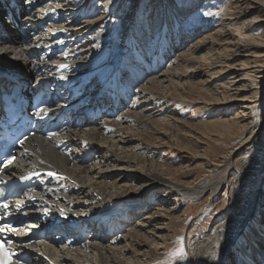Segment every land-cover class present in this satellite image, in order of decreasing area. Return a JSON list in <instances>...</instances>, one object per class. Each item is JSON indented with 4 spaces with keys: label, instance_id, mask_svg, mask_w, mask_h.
Returning a JSON list of instances; mask_svg holds the SVG:
<instances>
[{
    "label": "rangeland",
    "instance_id": "obj_1",
    "mask_svg": "<svg viewBox=\"0 0 264 264\" xmlns=\"http://www.w3.org/2000/svg\"><path fill=\"white\" fill-rule=\"evenodd\" d=\"M89 1L92 0L54 2L61 8L65 2H72L74 6L67 7L70 10L64 12V18H72L73 9L83 7ZM111 1L95 0L98 6L96 14L75 22L77 29L83 28L79 39H64L62 34L59 36V40L69 42L67 46L69 53L74 50L82 51L83 57L88 56L87 59H90L95 51L101 49V44L108 40L112 43L111 48L119 51V57L122 58L120 59H124L118 62L122 66L121 71H126L129 68V61L134 60L138 64L142 54L148 55L151 60L156 54V59L160 58L158 54L161 48L158 47L161 46L163 36L167 39L166 43L171 44L176 40L180 47L172 49L171 59L162 68L165 76H161L159 80L166 78L160 86L162 91L158 92L151 87L152 82L150 85L149 80L153 79L152 76L136 80V85L131 83V89H134L133 96L137 99H130L123 105L118 114L121 117L117 120L123 121L124 115L132 114L135 105L137 112L134 111V115L138 114V111L140 115L124 125L122 123L124 134L105 135L113 137L110 140L113 141L114 152L121 155V158L124 156L123 159L128 160L134 156L140 158L142 155L148 160H153L160 164L158 167L157 164L154 165L156 168L153 169L170 178V182L163 185L150 182L151 185H147L148 193L144 196L146 197L144 203H148V208L139 213L136 210L137 213L134 212L130 216L133 217L131 221L126 219L128 225L109 238L110 242L121 239L118 245L111 244L107 247H118L122 251L113 253L111 250L110 254L106 255L109 262L105 260L101 263L251 264V260L256 256L264 255V227L257 225L256 237L253 233L248 237V223H245L239 230L241 239L237 241L238 243L236 238L230 237V230L236 225L233 220L240 215L238 210L240 206L241 210H249V217H257L259 222L264 223V205L256 202L258 198L264 201V63L261 66L263 68H258L257 72H254L253 67L248 68L250 74L247 76L244 75L247 70H241V77L232 71L230 75L224 77L214 73L221 70V67H224L222 70L226 69L225 62L222 61L228 57L234 59L233 63L238 68L240 66L238 64L243 61L251 62L253 57L260 53L261 49L258 48L261 47L250 45L249 42L264 45V17L254 11L253 16L256 13L258 15L256 23L251 24L245 29L244 35H241V51H234L235 47L229 44L221 46L222 40H217L213 35L224 27L227 30L234 28L236 19L233 13H239L234 7V0H114L111 4L115 10L110 11L107 10L106 4ZM49 2L37 8L39 14L36 13V16L47 15V12L52 14V10L48 8ZM82 9L86 11L89 7L85 6ZM85 20L95 23L87 26ZM61 22L63 20L58 24ZM127 23L128 26L125 27L124 24ZM45 29L47 37L56 36L53 28ZM234 33L238 35L236 29ZM136 46L139 48L136 49ZM141 48L145 51L135 53ZM207 51H211L210 56L206 55ZM245 53H249L250 56H245ZM204 55L210 58L207 61L197 60ZM162 59L164 60L163 57ZM257 59L260 60L261 57ZM124 75L122 81L127 79L126 73ZM205 80H211V84L206 85L203 82ZM224 82L222 86L221 83ZM238 89L240 93L237 92ZM107 119L113 120L111 117ZM98 122L96 126L85 129L102 128L103 121ZM155 123L160 126L156 127ZM128 126L131 127V131L127 132ZM126 139L136 142L130 143L132 145L129 146ZM105 146L104 149H111L107 144ZM105 154L102 153L103 156L99 154V160L103 158L100 161L97 159L100 165L108 162L105 161L107 158ZM94 163L93 160L82 164L91 167ZM130 163L112 165L111 169L103 167L106 171L103 172L102 178L109 186L120 178H124V182L127 181L129 193L126 194V198L124 197L126 200L122 201H125V204L128 202L126 205L129 206L132 202L133 205L134 203L137 205V199H140L138 196L142 192L141 187L146 184L128 173L122 177L118 176L121 172L118 171L120 165L129 168L134 166ZM136 167L140 170L145 167L144 169L148 170L150 165L139 164ZM92 176L94 174H91ZM118 185L121 186L119 182ZM212 186L215 191L209 189ZM186 187H194L197 190L207 188L208 191L197 193L195 190V194L188 193ZM112 191L115 189L108 188L107 192L102 191L97 199L103 202ZM80 198L83 200L82 196ZM121 202L115 204L120 210L125 207ZM99 203L90 205L93 207L92 210L94 206L101 204ZM128 209L129 207L126 208ZM153 219L157 220L152 223ZM126 220L120 219L123 223H126ZM146 221H151V226ZM141 224L147 225L143 226L145 231L141 233L139 240H136L133 233L140 229L138 226ZM106 244L108 242L104 245ZM181 247L187 253L183 259L173 255ZM93 264H100V260L98 262L96 258Z\"/></svg>",
    "mask_w": 264,
    "mask_h": 264
},
{
    "label": "bare ground",
    "instance_id": "obj_2",
    "mask_svg": "<svg viewBox=\"0 0 264 264\" xmlns=\"http://www.w3.org/2000/svg\"><path fill=\"white\" fill-rule=\"evenodd\" d=\"M48 1H50L48 3V8L52 10V14H49V12H47L48 13L47 15L36 16V13L39 14L38 13L39 10L37 8L42 7L43 5L45 6V4H47ZM54 1L56 0H29V1L24 0L22 2L23 6H27L28 4L30 5L28 7L29 16L26 19V22H24L22 25L27 29L26 34L24 36L25 39H21V40L17 39L16 34H13L12 41L10 42L0 41V74H6L8 72H16V73L26 72L29 75L31 74L37 76L42 80L50 79L57 86H63L62 89L67 93L66 99H70L71 105H75L78 102H83L84 106L82 107L83 109H87L86 112H88V109L93 105L102 107L109 114L108 116L113 118V120L111 121L105 119L102 122L104 123V126L102 128L96 127L95 129L93 128L85 129L92 126H96L95 124L99 123L98 121L95 122L96 120L94 119L89 123L86 122L88 124H86L80 129H76V131L61 132L55 136L46 138V140H39L38 138L35 137L31 138L27 140L23 145L21 151V155H22L21 162L17 168L20 170L37 169V170L47 171V175L44 178V181L45 182L50 181V184H48V186H46L43 189L42 193L35 194V197L39 198V200H37V205H43L44 210L49 209L52 212V215H54L56 219L60 221H65V217H69L72 215H77V217H81L83 215L96 214L95 220L97 221V223H99L101 220L102 225L109 226L105 228V230L103 231L104 233H107V236L106 234L103 233L101 237L103 236L104 238L102 239L98 238L94 242L88 241V242L76 243L72 248L56 249L53 246H49V247L44 246L46 248H43L44 249L43 252L46 256H42L40 258L43 261V264H73V263L93 264L96 258L98 259V262L100 260V264H103L101 262L109 258V257L107 258L106 255L110 254L111 250L113 251V253H116V251L121 250L118 247H107L108 245L111 244L118 245V243H120L121 241V239H119L110 242L109 240L110 235H108V231L115 226V223L118 220L120 219L124 220L127 218L131 220L133 218L130 216L131 214L136 212V210L139 213L145 211L148 208L147 206L148 203L147 202L144 203L146 199V197L144 196L148 193V191H146V187L147 185L150 184V182L162 184V185L170 182V178L164 177L161 173L153 169L160 166V164H157V162L153 160H148L142 155L140 158L136 156H134L133 158H129L128 160L126 158L127 160L126 161L123 159L124 156L123 158H121L120 157L121 155L114 152L113 149L114 144L113 141L110 140L113 137H108V136L105 137V135L124 134L123 132L124 123H127L130 119L131 120L137 119L138 115H140V111H138L139 112L138 114L134 115V111L137 112L135 105L132 114L124 115L125 118L124 120L122 119L123 121H121L120 119L117 120L118 118L121 117V115H118L121 107L115 106L116 102H114L109 106L105 104L103 100H105L107 94L115 96L114 100H117L118 92H121L120 98L128 97L127 98L128 101L130 99H137L133 96L134 89L133 88L131 89V86H129V84L134 83V85H136L137 84L136 80L149 76H152L153 78V79L150 78L151 80H149L150 85L152 82L151 87L157 90L158 92L162 91V88L160 86H162V84L166 81V78L159 80L161 76H165V72L163 73L162 68L171 59L170 54L173 52L172 49L174 50L178 49L177 47H180V43H178L176 40H174L171 44L166 43L167 39L163 36V39L161 40V46L158 47L161 48V51L158 54L160 58L156 59L157 58V54H156V56H154L155 59L153 58L151 60L148 57V55L145 56L144 54H142L138 59V64L134 62V60L129 61L128 70L121 71L122 66L118 62L123 61L124 59L121 60L122 59L121 56L119 57L120 55L119 51H115L116 49L111 48L110 46L112 45L111 41L107 40L104 43H102L101 46L99 45L101 49L95 51L93 53V57H91L90 59H87L88 56L83 57L84 52L82 51L74 50L73 48L74 51L70 52L71 53L70 54L69 50H67V46L69 42L67 43V41H65L64 39H70V38L79 39V34L81 32V29L83 28L77 29L75 27L77 25L75 24V22L80 21L81 18L84 19L89 18L96 14L98 6L97 3H95V0L89 1L87 5L83 6L84 8L85 6L89 7V10L87 9L86 11H84L85 9H82L83 7H80L78 9L72 8L73 9V13L71 12L72 18L69 17L64 18L65 15L64 12L70 10L67 7L71 8L74 6L72 2H68V3L65 2V4L63 5L64 7L62 6L64 8L63 9L60 6H58ZM113 1L114 0H112L109 4H106V6H108L107 10L109 9L110 11L115 10V8L111 4L113 3ZM234 1H235V6H234L235 9L239 10V13L236 12L233 13L234 18L236 19V24L234 28L232 30L228 28L229 30H227L224 29L226 28L224 27L223 29H220L219 31H217V33H214L213 35H215L217 40H222L220 42L221 46L226 44L227 46L230 45L233 48L235 47L234 51H241L240 50L241 35H244L245 29L250 27L251 24L256 23L255 19L258 18L257 13L259 14V16L264 17V0H234ZM76 3L78 5V1ZM254 11L257 13L256 15L253 16ZM62 20L63 22H61V24H58ZM67 20H69V22H67ZM85 21L88 23L87 26H90L95 23V22H91V20L88 21L85 20ZM124 26L125 27L128 26V23L124 24ZM45 27L53 28V31L56 33V36L47 37L46 34L47 30L44 29ZM235 29L237 30L238 35L234 33ZM108 33H110V31H108ZM61 34L64 37L63 40L58 39ZM72 36H76V37H72ZM249 40L252 41L251 39ZM249 43L250 45L253 44V46L256 45L258 47H261L258 48L261 49L259 50L260 53L254 57L252 56L253 59L251 60V62L243 61L240 64H238L240 66L237 68L233 63L234 59L228 57L227 59H224V61H222L225 62L226 69L222 70L224 67H221V70L217 71L214 74L224 77L230 75V72L232 71V72H236L238 74V77H241V70L244 71L250 67H253L254 72H257L258 68L263 66L262 63H264V45L257 44L256 42H252V43L249 42ZM137 48H139V46H136V49ZM144 51L145 49L141 48L140 50H137L135 53L137 52L142 53ZM168 51H169V55H168ZM246 51L248 50H244V52ZM210 54L211 51H207L206 55L210 56ZM206 55H204L205 57L201 56L197 60L201 61V59H203L207 61L210 57L207 58ZM244 55L250 56L249 53L247 54L245 53ZM162 57L164 58V60L162 59ZM257 57H261V59L258 60ZM258 62H261V64H258ZM134 72H136V74L133 75ZM122 73L123 75H121ZM125 73H126L125 78L127 79L126 81H124L125 79L122 81V78L125 76L124 75ZM249 74L250 71L247 70L245 71L244 75L247 76ZM96 80H99V82ZM203 82L206 83V85L211 84V80H205ZM97 83H99L100 85ZM224 84L225 82L221 83L222 86ZM109 87L111 89H109ZM164 88L166 90L165 86ZM167 90H169V87H167ZM92 91H95L93 95L91 94ZM237 92L240 93V89H238ZM234 98L232 99L234 100ZM157 126L160 125L156 124V127ZM126 130L127 132L131 131V127L130 126L126 127ZM144 138H146V136ZM133 142L136 141H132L131 139L129 140L126 139V143L129 144V146L132 145L130 143ZM105 144H107L108 147L110 146L111 149H106V148L104 149L103 147H106ZM102 153H106L105 155H107L105 161L108 162L105 165L102 164L100 165L99 162L101 159H103L101 158L99 160L100 155H102ZM108 153L110 154V156H108L109 155ZM90 157L93 158L90 159ZM97 159L99 161H97ZM93 160L95 163L92 164L91 167H86L82 164L83 162H89ZM123 162L126 163L131 162L132 164H134V166H132L131 163L130 164L132 167L130 168L129 166L126 165L123 166L120 165L118 171L121 170V172H119L118 176L122 177L128 173L130 176L134 177L135 179L146 183L144 184V186L141 187L142 192L138 196L140 197V199H137L138 201L137 205H135V203L133 205L132 202V205L130 204L131 206H129L126 205L128 204V202H126L125 204V201L124 202L122 201L124 197L126 198V194L129 193L127 190L128 189L127 181L124 182V178H120L119 180L114 181L113 183H111L110 186L109 184L104 183L102 180V178L104 177L103 172L106 171L105 169H103V167H107V168L109 167L111 169L112 165L115 166L118 164L119 166V164H122ZM147 163L150 165V168L148 170H145L144 169L145 167L142 170L136 167V165L139 164L141 166H145V164ZM71 165L72 167H70ZM154 165H156V167ZM49 173H55L56 175L52 176L49 175ZM91 174H94V176L91 177ZM118 182L119 184H121V186L118 185ZM108 188L115 189V191L114 192L112 191L108 194L109 196L108 199L104 198L105 200H103V202H101V200L99 201L97 199L99 193L102 194L101 193L102 191L107 192ZM209 189L212 191L213 186L212 188ZM186 190H188V193H194L195 190L197 189H195L194 187H186ZM199 190L200 189H198L196 192L204 193L208 191L207 188H205V190L204 189L200 191ZM80 195L83 197V200L80 198L81 197ZM110 198L114 200L116 199L117 201L116 200L112 201L110 200ZM121 201L125 204V207H123L122 210L119 209V206L118 208L115 206L117 202H121ZM98 202H100L101 204L99 203L100 205L94 206L95 208L92 210L93 207L91 208L90 205ZM256 202L261 206L264 205V201H262V199L260 198H258ZM247 206H243V207L245 208L250 207ZM128 207L129 209L126 211V208ZM240 208L238 209L240 211V215H238V217L235 220H233L236 225L231 230L229 229L230 237L232 236V239L236 238V242L240 241L239 239H241V234L238 233L241 226H243L245 223H248L247 224L248 225L247 227L249 229L247 231L248 235L246 234L248 237H250L252 233L256 237L255 233H257V229H258L257 225L259 227H264V223L261 221L259 222L257 217H253V218L249 217L250 214L248 212L249 210L248 211H246L245 209L241 210ZM128 214L130 215L128 216ZM156 220L157 219H153L152 223ZM112 223L113 225L112 227H110ZM150 223L151 221L148 222L147 224L150 225ZM147 224H141L140 226H138V228L140 229L136 230V232L133 233L137 238L136 240H139L140 236L142 235L141 233L145 231L144 227ZM248 239L254 241L251 238ZM106 242H108V244L104 245ZM138 242L136 243L137 245H139ZM237 245L238 244H236V246ZM256 246L257 245L254 246L255 249ZM77 247L78 248L80 247L82 249H75ZM74 250H77L76 253H73ZM258 257L260 256L258 255ZM90 260H92L93 262H91ZM106 261L109 262V260Z\"/></svg>",
    "mask_w": 264,
    "mask_h": 264
},
{
    "label": "snow or ice",
    "instance_id": "obj_3",
    "mask_svg": "<svg viewBox=\"0 0 264 264\" xmlns=\"http://www.w3.org/2000/svg\"><path fill=\"white\" fill-rule=\"evenodd\" d=\"M8 164H11V161H8ZM7 166V165H5ZM49 175H52V176H55L56 174L55 173H49ZM5 208H7L8 206L7 205H4ZM17 207L19 208L20 205H17ZM5 228H7L9 231H15V229H12L10 228L9 225H3V226H0V231H3ZM174 256H178L180 257L181 259L185 258L187 253L184 251V249L181 247L180 249L177 250V252L173 253Z\"/></svg>",
    "mask_w": 264,
    "mask_h": 264
}]
</instances>
